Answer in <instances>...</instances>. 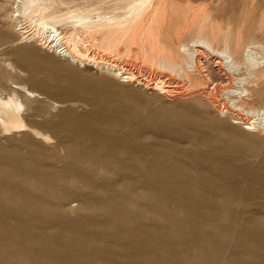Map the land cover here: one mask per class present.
Instances as JSON below:
<instances>
[{
  "label": "rangeland",
  "instance_id": "rangeland-1",
  "mask_svg": "<svg viewBox=\"0 0 264 264\" xmlns=\"http://www.w3.org/2000/svg\"><path fill=\"white\" fill-rule=\"evenodd\" d=\"M13 1L0 0V94L13 83L38 93L18 95L20 119L48 141L0 126V264H264L263 137L243 133L203 95L168 100L37 43L10 45L20 38ZM130 1L51 0L40 13L82 9L97 21ZM162 4L144 25L172 37L180 63V44L211 35L216 48L251 44L264 58V0ZM25 13L38 18L35 8ZM243 76L252 94L244 106L264 109V72Z\"/></svg>",
  "mask_w": 264,
  "mask_h": 264
},
{
  "label": "bare ground",
  "instance_id": "bare-ground-1",
  "mask_svg": "<svg viewBox=\"0 0 264 264\" xmlns=\"http://www.w3.org/2000/svg\"><path fill=\"white\" fill-rule=\"evenodd\" d=\"M49 1L12 2L10 19L15 22L20 38L10 45L20 47L37 43L73 67H91L97 72L113 73L121 78V83H135L168 100L203 95L220 114L235 116L231 122L233 126H239L248 135L259 134L264 139V109L244 106V100H250L252 94L246 87L248 82L243 74L251 76L264 72L263 51L256 52L254 45L242 47L239 43H226L223 48H216L212 44L216 36L211 35L210 39L196 37L179 45L178 51L184 55V61L180 63L172 49V37L168 33L162 35L150 21L163 12V0L153 9V0H132L122 10V15L98 18L97 21H91L85 15L87 10L82 9H68L63 14L44 17L40 11ZM32 8L38 11L35 20L25 13ZM149 11L150 20L144 25L143 17ZM61 22L69 23L73 30L59 31L57 26ZM76 27L80 28V34L75 31ZM93 32L98 33L100 42L91 38ZM133 45H136L134 52ZM131 54L135 59H129ZM208 63L213 65L220 80L212 79L213 75L206 66ZM4 66L15 72L12 64L4 62ZM154 67L163 74L154 73ZM11 89L13 91L6 96L0 94V126L3 131L28 130L36 139L47 142V136L28 128L20 119L25 106L18 95L28 100L42 97L26 85L13 83Z\"/></svg>",
  "mask_w": 264,
  "mask_h": 264
}]
</instances>
